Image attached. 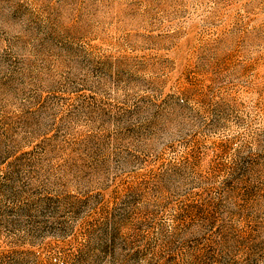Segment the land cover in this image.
<instances>
[{
  "label": "rangeland",
  "instance_id": "obj_1",
  "mask_svg": "<svg viewBox=\"0 0 264 264\" xmlns=\"http://www.w3.org/2000/svg\"><path fill=\"white\" fill-rule=\"evenodd\" d=\"M0 264H264V0H0Z\"/></svg>",
  "mask_w": 264,
  "mask_h": 264
}]
</instances>
